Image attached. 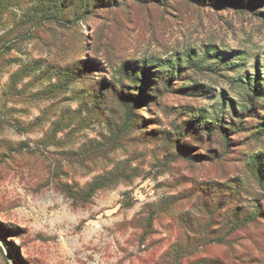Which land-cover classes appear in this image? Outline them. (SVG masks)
Returning <instances> with one entry per match:
<instances>
[{"label":"rangeland","instance_id":"374dc122","mask_svg":"<svg viewBox=\"0 0 264 264\" xmlns=\"http://www.w3.org/2000/svg\"><path fill=\"white\" fill-rule=\"evenodd\" d=\"M0 264H264V0H0Z\"/></svg>","mask_w":264,"mask_h":264},{"label":"trees","instance_id":"16d2710c","mask_svg":"<svg viewBox=\"0 0 264 264\" xmlns=\"http://www.w3.org/2000/svg\"><path fill=\"white\" fill-rule=\"evenodd\" d=\"M59 2H60V0H59ZM60 5H62V4H60ZM97 187H99V185H96V184H92V185L89 187V191H87L88 197H89V194L91 195V194L95 191V189H96ZM242 222H243V221H242Z\"/></svg>","mask_w":264,"mask_h":264}]
</instances>
